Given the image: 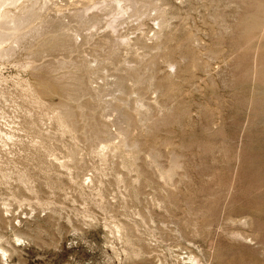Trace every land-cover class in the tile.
Wrapping results in <instances>:
<instances>
[{
  "label": "rangeland",
  "instance_id": "1",
  "mask_svg": "<svg viewBox=\"0 0 264 264\" xmlns=\"http://www.w3.org/2000/svg\"><path fill=\"white\" fill-rule=\"evenodd\" d=\"M4 7L0 264H264V0Z\"/></svg>",
  "mask_w": 264,
  "mask_h": 264
},
{
  "label": "bare ground",
  "instance_id": "2",
  "mask_svg": "<svg viewBox=\"0 0 264 264\" xmlns=\"http://www.w3.org/2000/svg\"><path fill=\"white\" fill-rule=\"evenodd\" d=\"M8 1H9V4H13V3H15L18 0H0V27H1V22L3 20L10 18L9 15H8L7 10H5V7H4L5 4ZM9 23H11L12 25L11 26H8L7 28H4L3 30H0V47L2 46L1 39H3V35H4L2 33L6 30L10 34L11 33L14 34L17 31V28L19 26L20 21L14 19V17H11Z\"/></svg>",
  "mask_w": 264,
  "mask_h": 264
}]
</instances>
